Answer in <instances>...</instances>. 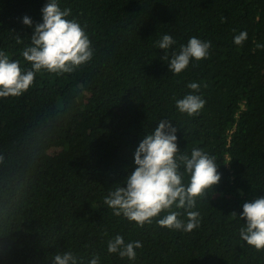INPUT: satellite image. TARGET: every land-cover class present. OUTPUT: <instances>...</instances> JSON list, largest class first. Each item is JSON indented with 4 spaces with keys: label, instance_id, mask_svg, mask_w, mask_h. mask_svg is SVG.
<instances>
[{
    "label": "trees",
    "instance_id": "obj_1",
    "mask_svg": "<svg viewBox=\"0 0 264 264\" xmlns=\"http://www.w3.org/2000/svg\"><path fill=\"white\" fill-rule=\"evenodd\" d=\"M49 2L0 0V52L22 72L32 70L22 53ZM56 2L93 57L71 73L42 70L23 95L0 98V264H52L65 252L77 264H264V250L240 235L244 203L264 198V0ZM165 34L175 40L167 53L157 46ZM192 37L210 42L209 58L176 75L169 61ZM188 94L205 101L197 115L177 108ZM160 121L176 129L180 155L204 151L221 176L196 198L192 232L160 227L167 211L139 227L105 203ZM172 211L187 223L186 210ZM117 235L140 242L135 260L108 252Z\"/></svg>",
    "mask_w": 264,
    "mask_h": 264
},
{
    "label": "clouds",
    "instance_id": "obj_2",
    "mask_svg": "<svg viewBox=\"0 0 264 264\" xmlns=\"http://www.w3.org/2000/svg\"><path fill=\"white\" fill-rule=\"evenodd\" d=\"M42 12L43 23L35 26L32 46L22 53L24 59L31 63L32 70L22 72L18 61H10L5 53L0 52V98L23 95L42 70L55 74L71 73L93 57L91 41L84 29L77 21L66 19L70 9L61 10L56 0H50ZM23 23L32 27L28 17ZM247 38V32H242L234 38V43L241 45ZM174 44L172 36L165 34L157 46L167 53ZM210 47V42L192 37L186 46H181L179 53L173 54L170 61L168 55L162 59L169 61L170 71L179 75L189 67L192 59L202 61L209 58ZM188 87L193 91L199 90L195 82ZM176 105L181 113L191 116L204 108L205 101L198 95L188 94ZM175 133L176 129L168 121H160L155 131L139 144L135 152L136 168L126 179V186L115 187L105 198V203L116 216L123 215L143 227L167 211L168 214L158 220L160 227L185 232L199 227V212L191 209L196 205V198L205 196L219 184L221 176L215 158L204 151L193 149L190 157L180 155ZM181 166L190 176L187 185L183 183ZM173 206L186 210L187 223L178 218L177 211H172ZM240 219L246 221V227L240 230L241 238L255 249L264 250V198L244 203ZM140 247L139 241L126 244L123 237L117 235L109 241L108 252L135 260V249ZM52 264H77V258L71 252L56 254ZM90 264H99V258L94 257Z\"/></svg>",
    "mask_w": 264,
    "mask_h": 264
}]
</instances>
